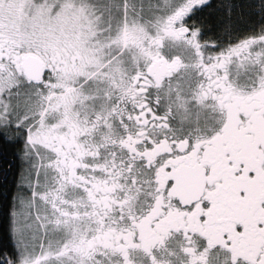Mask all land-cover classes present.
<instances>
[{
	"label": "snow or ice",
	"instance_id": "6c2138e0",
	"mask_svg": "<svg viewBox=\"0 0 264 264\" xmlns=\"http://www.w3.org/2000/svg\"><path fill=\"white\" fill-rule=\"evenodd\" d=\"M0 264H264V0H0Z\"/></svg>",
	"mask_w": 264,
	"mask_h": 264
},
{
	"label": "trees",
	"instance_id": "16d2710c",
	"mask_svg": "<svg viewBox=\"0 0 264 264\" xmlns=\"http://www.w3.org/2000/svg\"><path fill=\"white\" fill-rule=\"evenodd\" d=\"M14 162L11 150L8 147H0V224L3 223L2 209L8 201V190L13 181ZM3 233L0 231V240Z\"/></svg>",
	"mask_w": 264,
	"mask_h": 264
}]
</instances>
